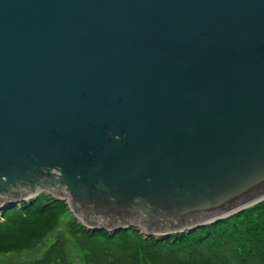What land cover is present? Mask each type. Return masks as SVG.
Wrapping results in <instances>:
<instances>
[{"label": "water", "instance_id": "water-1", "mask_svg": "<svg viewBox=\"0 0 264 264\" xmlns=\"http://www.w3.org/2000/svg\"><path fill=\"white\" fill-rule=\"evenodd\" d=\"M167 237L264 200V0H0V215Z\"/></svg>", "mask_w": 264, "mask_h": 264}, {"label": "trees", "instance_id": "trees-1", "mask_svg": "<svg viewBox=\"0 0 264 264\" xmlns=\"http://www.w3.org/2000/svg\"><path fill=\"white\" fill-rule=\"evenodd\" d=\"M67 206L41 194L1 213L0 255L33 252L53 236L40 256L23 264H71L69 245L83 264H264V200L190 233L150 239L133 229L90 232Z\"/></svg>", "mask_w": 264, "mask_h": 264}, {"label": "rangeland", "instance_id": "rangeland-1", "mask_svg": "<svg viewBox=\"0 0 264 264\" xmlns=\"http://www.w3.org/2000/svg\"><path fill=\"white\" fill-rule=\"evenodd\" d=\"M67 220H68V215L67 214H65L64 216H61V219H60L61 223H60V228L59 229H62L63 223L66 222ZM109 232H110V234H112L111 231H109ZM139 233L144 238L150 239V238H147L145 235H143L141 232H139ZM112 235H114V234H112ZM52 237L53 236L47 238L45 240L46 244H43L42 246L38 247V249H36L33 252H29V253L24 252V253H19V254H11V253L9 254V253H7V254L0 255V264H23L24 262H26L28 260L37 258L38 256H40L42 251L45 249L46 245H48L49 242L52 241V239H53ZM69 251H70V253H68L69 254V261H70L71 264H83L82 261H81V257H80L81 254L76 248H74L72 245H69L68 246V252Z\"/></svg>", "mask_w": 264, "mask_h": 264}, {"label": "bare ground", "instance_id": "bare-ground-1", "mask_svg": "<svg viewBox=\"0 0 264 264\" xmlns=\"http://www.w3.org/2000/svg\"><path fill=\"white\" fill-rule=\"evenodd\" d=\"M39 196V195H38ZM8 211V210H7Z\"/></svg>", "mask_w": 264, "mask_h": 264}]
</instances>
